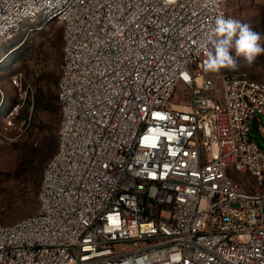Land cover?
I'll use <instances>...</instances> for the list:
<instances>
[{"label": "built area", "instance_id": "2783aa9c", "mask_svg": "<svg viewBox=\"0 0 264 264\" xmlns=\"http://www.w3.org/2000/svg\"><path fill=\"white\" fill-rule=\"evenodd\" d=\"M220 17L227 0H0V44L39 21L63 42L57 148L37 212L0 221V264H264V77L205 69Z\"/></svg>", "mask_w": 264, "mask_h": 264}, {"label": "rangeland", "instance_id": "374dc122", "mask_svg": "<svg viewBox=\"0 0 264 264\" xmlns=\"http://www.w3.org/2000/svg\"><path fill=\"white\" fill-rule=\"evenodd\" d=\"M227 9L228 19L247 24L264 35V0H227ZM10 50L0 62V221L7 224L37 212L43 169L57 148L62 26L58 22L27 23L19 33L0 44V59ZM19 74H22L20 87L12 81ZM210 74L218 83L232 74L261 79L264 54L252 65L239 58L237 69ZM186 91L180 86L173 101H188ZM17 102L18 110L10 114ZM255 123L252 135L264 149V115L262 127L258 126V119ZM228 173L243 183L254 182L252 176L234 167H229Z\"/></svg>", "mask_w": 264, "mask_h": 264}, {"label": "clouds", "instance_id": "9594fccd", "mask_svg": "<svg viewBox=\"0 0 264 264\" xmlns=\"http://www.w3.org/2000/svg\"><path fill=\"white\" fill-rule=\"evenodd\" d=\"M210 44L205 63V69L210 72L235 70L239 67V58L252 65L264 54V35L231 18L216 19Z\"/></svg>", "mask_w": 264, "mask_h": 264}, {"label": "trees", "instance_id": "16d2710c", "mask_svg": "<svg viewBox=\"0 0 264 264\" xmlns=\"http://www.w3.org/2000/svg\"><path fill=\"white\" fill-rule=\"evenodd\" d=\"M58 98V97H57ZM57 108H59V110H58V114H59V116H60V104H58V106H56V109ZM256 126V123L254 122V125H253V127H255ZM58 128H59V119H58V126H57V130H58ZM57 137H58V134H57Z\"/></svg>", "mask_w": 264, "mask_h": 264}, {"label": "crops", "instance_id": "0c3cea01", "mask_svg": "<svg viewBox=\"0 0 264 264\" xmlns=\"http://www.w3.org/2000/svg\"><path fill=\"white\" fill-rule=\"evenodd\" d=\"M259 122L260 124L258 125L259 127H262V124H261V119L259 118Z\"/></svg>", "mask_w": 264, "mask_h": 264}]
</instances>
